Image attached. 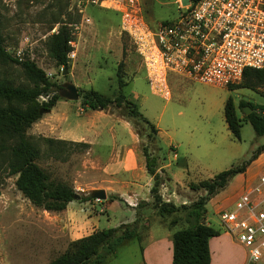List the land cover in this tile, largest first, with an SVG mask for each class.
<instances>
[{
  "label": "rangeland",
  "instance_id": "rangeland-1",
  "mask_svg": "<svg viewBox=\"0 0 264 264\" xmlns=\"http://www.w3.org/2000/svg\"><path fill=\"white\" fill-rule=\"evenodd\" d=\"M77 1L0 0V35L3 46L13 56L18 50L21 58L34 61L55 84L73 79L69 68L75 56L68 59L66 66L56 64L46 52L45 38L60 22L66 25L78 22L81 13L77 10ZM137 1L143 19L149 24L174 19L182 7L190 2ZM178 4L181 7H178ZM82 13L87 15L89 22L76 28L70 27L75 32L73 37L77 47L86 46L91 34L104 35L110 29H118L119 12L114 8L85 2ZM101 19L103 21H100ZM93 44L102 48L105 43L100 42V38L96 36ZM105 46L112 52L113 46L110 43ZM117 46H120L121 50L118 60H123V70L126 71L123 78L127 82L123 91L126 97L131 91L138 93L132 100L150 122L157 123L161 134L149 142L145 136L148 128L142 120L129 118L119 107L104 110L128 117L138 135L140 150L142 145L146 144L148 152L157 153V166L168 161L170 170H178L176 174L181 179L171 177L164 167L157 170L160 175L158 193L162 200L171 201L176 205L182 202L188 204L204 193L202 188L190 187V182L211 177L213 173L238 163L247 158L258 144L264 142V133L256 135L249 122L243 119L240 121L238 138L234 137L227 130L222 117V105L227 96L232 98L236 114L244 116L242 105L237 106L238 100L264 103V98L257 91L245 87L228 88L226 85L191 78L181 80L184 76L169 73V96L162 97L152 91L146 83L144 68L125 34L119 33ZM115 64L116 58L111 54L97 53L91 60L88 71L83 75L85 82L81 87H91L111 97L116 86ZM63 68L66 69L64 73ZM0 76H5L13 84H31L17 65L0 63ZM259 89L263 90L264 85ZM56 90L57 87L53 86L49 94ZM75 107L77 108V105ZM75 107L72 106L70 112H75ZM45 112H40V115ZM25 133L35 141L39 149L35 161L44 170L47 185L52 187L62 183L70 186L76 197L69 200L61 210H46L31 203L15 187V174L7 172L5 156H0V264H44L59 252L70 249L74 239L92 229L120 226L132 221L135 216V203L141 198H129L124 193L118 195L115 187L119 188L120 182L110 178L98 180L94 177L99 166L88 162L91 156L88 153V144L83 147L67 141L48 143L37 137L40 134L32 128V122L26 127ZM166 135H171L179 142L177 154L183 161L179 160L177 163L174 160V147L166 144ZM260 160L255 162L248 174L255 171V166ZM181 162L184 167L178 166ZM98 183H102L104 187H93ZM151 183L152 177L150 185ZM91 188H103L105 196L99 199L88 198L87 194ZM111 194H116L117 197L111 199ZM143 197L147 198V203L137 208L138 222L145 216L150 228L162 229L158 219L166 223L170 232L188 224L184 218V209L159 215L157 207L152 204L149 189ZM218 198L214 196L205 202V212L213 226L219 221L218 211L230 207ZM217 205L219 209L214 212ZM231 236L235 240L232 234ZM139 255L137 242L126 239L116 246L113 254L105 257L103 264H134ZM235 255L237 264H246L245 252L244 258L241 251L235 252Z\"/></svg>",
  "mask_w": 264,
  "mask_h": 264
},
{
  "label": "trees",
  "instance_id": "trees-1",
  "mask_svg": "<svg viewBox=\"0 0 264 264\" xmlns=\"http://www.w3.org/2000/svg\"><path fill=\"white\" fill-rule=\"evenodd\" d=\"M196 0H190L194 2ZM73 36L70 27L60 22L58 27L46 35L45 49L47 54L56 64L66 66L68 59L66 51L69 49L67 40ZM123 53V47H122ZM0 63L17 65L23 75L31 81L30 85L13 84L5 76H0V156H5L7 172L15 174V187L33 204L46 210H61L66 203L73 199L74 191L70 186L57 183L49 187L46 182L44 170L37 164L35 158L39 149L35 141L25 133L36 118L40 116L39 108H50L55 99L59 97L57 90L51 94L53 86L57 89L60 85L55 84L48 78L42 68L28 58L17 59L3 46L0 35ZM123 60L119 59L115 65V93L110 97L91 87H77L80 104L91 109L122 108L124 114L142 120L148 128L145 136L147 141L156 139L157 128L137 108L136 103L126 97L123 87L126 79L123 78ZM264 69L244 67L240 80L226 85L228 88L245 87L257 91L264 98ZM39 95H46L44 100H38ZM248 105L250 110L244 116H238L234 109L232 98L227 96L222 105V117L226 128L234 137L238 138L240 121L247 120L256 135L264 133V103L251 102L239 99L237 106ZM127 117V118H128ZM39 139L51 142L67 141L87 146L84 141L56 139L52 137L37 136ZM264 149V142L258 144L249 156L236 164L223 168L211 177L190 182V187L202 188L203 194L196 199L174 204L160 198L158 185L160 175L156 170L157 153H150L147 145L141 147L144 158V167L152 177L149 193L152 196V204L157 207L159 215L178 209H184V218L188 224L171 232V263L172 264H208L209 249L208 237L216 235L219 230L205 221V202L213 194L224 188L228 180L236 173L242 172L246 165ZM88 198L92 196L87 194ZM111 194L110 198H116ZM147 201L140 199L135 203V216L130 223L120 226H107L95 228L72 242V247L59 252L48 259L44 264H100L105 257L112 253L116 246L123 240L136 235L138 229L137 208Z\"/></svg>",
  "mask_w": 264,
  "mask_h": 264
},
{
  "label": "built area",
  "instance_id": "built-area-1",
  "mask_svg": "<svg viewBox=\"0 0 264 264\" xmlns=\"http://www.w3.org/2000/svg\"><path fill=\"white\" fill-rule=\"evenodd\" d=\"M85 2L119 12V32L129 38L149 88L162 97L169 96V73L228 85L240 80L244 67L264 69V0H196L174 19L152 24L143 19L137 0H78L81 16L69 27L89 22L82 13ZM67 43L66 57L72 59L74 37ZM14 57L21 59L18 50ZM257 168L231 207L218 211L223 230L243 246L246 264H264V159Z\"/></svg>",
  "mask_w": 264,
  "mask_h": 264
},
{
  "label": "crops",
  "instance_id": "crops-1",
  "mask_svg": "<svg viewBox=\"0 0 264 264\" xmlns=\"http://www.w3.org/2000/svg\"><path fill=\"white\" fill-rule=\"evenodd\" d=\"M100 21H103V19ZM119 33V28H116L113 30L110 29L104 35L91 34L88 36L86 46H75V57L71 61L69 74L73 77L70 80L76 87H81V84L85 82L83 75L88 71L91 60L97 53L111 54L116 58V62L118 61L121 53L120 46H117L119 43ZM96 36L100 38V42L103 41L106 45L110 43L113 46L112 52L106 48L105 44L102 48L96 47L93 44ZM125 72L124 69V75ZM186 78L188 77L184 76L181 80ZM137 95V92L131 91L128 97L134 99ZM73 100L61 96L57 97L53 105L32 122V128L42 136L86 142L88 144V153L91 155L88 158V162L92 165L99 166L97 174L94 175L96 179L103 180L110 178L118 181L120 182L119 188L118 186L115 187V192L118 195L124 193L129 198L136 196L147 201V198L143 196L145 192H148L150 187L151 175L145 170L144 158L139 148V138L130 120L123 115L104 109L84 108L79 102V97L74 100L75 102ZM76 105L77 108L75 107ZM72 106L76 108L75 112H70ZM154 125L157 128V137V135L159 136L161 134V131L157 123H154ZM164 139L167 145L174 147V154L176 155L174 160L179 163V160H181V157H178L177 154L179 142L171 135L164 136ZM263 158L264 149L246 165L242 172L234 174L224 188L211 196L207 202L214 196H217L225 205L231 207L244 180L251 175L248 174L249 170L255 165V162L260 159L263 160ZM258 163L255 166V171L258 170ZM169 165L168 161L160 163L156 170L164 167V170L171 177L181 179L176 174L178 170H170ZM178 166L184 167L182 162ZM255 171L252 172L254 173ZM93 187H104V185L102 186V183H98L93 185ZM223 196L225 197L223 198ZM218 209L219 206L214 209V212H217ZM145 218L144 216L138 222L136 235L130 238L137 242L140 253L138 259L134 261V264H172L170 238L172 231L170 232L166 227V223L160 222L158 219L157 221L163 228L154 230L150 228L149 221ZM209 219V215L205 212V221L212 225ZM213 227L217 228L219 233L208 237V264H237L235 252L241 251L242 258H244L245 251L243 246L223 230L220 221L217 220V225ZM114 251L110 254H113ZM103 263L104 261L100 264Z\"/></svg>",
  "mask_w": 264,
  "mask_h": 264
},
{
  "label": "water",
  "instance_id": "water-1",
  "mask_svg": "<svg viewBox=\"0 0 264 264\" xmlns=\"http://www.w3.org/2000/svg\"><path fill=\"white\" fill-rule=\"evenodd\" d=\"M66 71L65 68H63L62 72L64 73ZM58 95L64 98L68 99H76L78 97V91L76 85L71 80H63L60 82V85L57 89ZM48 108H39V112L47 111ZM250 108L248 105H242L241 111L245 115L247 112H249ZM89 193L94 198H103L105 196V192L103 188H91L89 190ZM73 197H76V193H74Z\"/></svg>",
  "mask_w": 264,
  "mask_h": 264
}]
</instances>
